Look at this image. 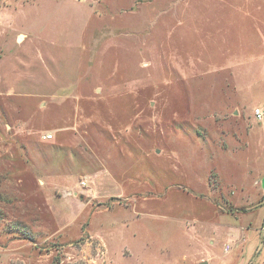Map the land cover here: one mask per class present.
<instances>
[{"label":"rangeland","instance_id":"obj_1","mask_svg":"<svg viewBox=\"0 0 264 264\" xmlns=\"http://www.w3.org/2000/svg\"><path fill=\"white\" fill-rule=\"evenodd\" d=\"M258 107L264 0H0V264H256Z\"/></svg>","mask_w":264,"mask_h":264},{"label":"built area","instance_id":"obj_2","mask_svg":"<svg viewBox=\"0 0 264 264\" xmlns=\"http://www.w3.org/2000/svg\"><path fill=\"white\" fill-rule=\"evenodd\" d=\"M254 115L257 120L264 121V109L263 108H260V107L256 108L254 111ZM51 136H52L51 134H44L45 139H48Z\"/></svg>","mask_w":264,"mask_h":264},{"label":"crops","instance_id":"obj_3","mask_svg":"<svg viewBox=\"0 0 264 264\" xmlns=\"http://www.w3.org/2000/svg\"><path fill=\"white\" fill-rule=\"evenodd\" d=\"M260 185H261V189L263 191V194H264V174L261 178V182H260ZM256 264H264V252L263 253H260L257 258H256ZM197 264V263H196ZM209 264V262H208Z\"/></svg>","mask_w":264,"mask_h":264},{"label":"water","instance_id":"obj_4","mask_svg":"<svg viewBox=\"0 0 264 264\" xmlns=\"http://www.w3.org/2000/svg\"><path fill=\"white\" fill-rule=\"evenodd\" d=\"M197 264H208V261L203 260V261L198 262Z\"/></svg>","mask_w":264,"mask_h":264}]
</instances>
